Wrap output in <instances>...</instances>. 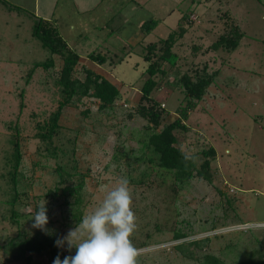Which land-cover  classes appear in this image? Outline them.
<instances>
[{
    "label": "rangeland",
    "instance_id": "374dc122",
    "mask_svg": "<svg viewBox=\"0 0 264 264\" xmlns=\"http://www.w3.org/2000/svg\"><path fill=\"white\" fill-rule=\"evenodd\" d=\"M30 3L32 0H0V245L16 236L20 226L29 235L36 231L33 215L43 200L49 218L46 230L63 238L76 228L70 217L74 199L47 195L55 186L75 185L82 179L80 209L86 216L121 177H127L138 225L132 241H143L150 234L148 245L137 248L139 264H201L204 258L198 257L204 254L216 255L221 264H236L259 245L264 246V0H45L46 8L41 7L39 13L33 12ZM224 12H229L244 33L232 51L211 48L226 27V19L221 17ZM185 13L190 24L184 23L187 32L172 48L177 63L168 68L154 94L170 110L165 119L170 122L177 117L183 98L175 87L176 78L183 73L193 76L203 68L208 74L218 71L203 99L189 112L188 130H175L178 145L198 165L203 149L212 146L216 156L211 157L212 181L191 179L180 193L174 216L163 190L142 177L147 162L133 156L128 165L124 158L116 161L114 154L121 148L135 149L138 154L139 146L130 131L146 123L137 115L128 117L140 97V73L146 65L142 44L176 30ZM150 17L159 23L151 32L142 33L139 26ZM40 18L52 20L81 56V63L118 84L122 94L112 111L100 110L92 95L65 105L52 146L34 136L36 121L47 119L61 99L55 84L58 56H52L32 35ZM91 52L101 53L106 61H92L88 57ZM50 58L56 66L36 68L26 83L33 64ZM22 91L24 107L20 110ZM15 124L23 153L18 191L28 197L15 206L26 215L19 225L11 219L7 203L11 194L6 159L15 133L10 125ZM53 146L58 150L51 156L46 148ZM59 166L64 169L65 181L57 173ZM165 219L170 223L177 220L176 226L188 236L173 239L172 224L157 231L156 224ZM206 238L208 242H204ZM198 240L203 244L188 245L186 253L175 247ZM62 246L68 249L67 242ZM71 252L75 255V247ZM49 262L47 253L33 255L32 264ZM0 264L24 263L0 249Z\"/></svg>",
    "mask_w": 264,
    "mask_h": 264
},
{
    "label": "trees",
    "instance_id": "16d2710c",
    "mask_svg": "<svg viewBox=\"0 0 264 264\" xmlns=\"http://www.w3.org/2000/svg\"><path fill=\"white\" fill-rule=\"evenodd\" d=\"M221 17L226 19L224 21L226 27L218 39L212 43L211 48L214 50H218L219 48L228 51L235 50L239 46L244 33L239 25L235 24L229 12H224ZM190 21L188 13H185L178 22L176 30L171 31L164 38L142 44V57L146 65L140 73V79H142L138 87L140 97L134 108L128 112V117L132 118L137 115L144 119L146 123L140 129L130 131L131 139L135 140L139 146L137 150L138 154L135 155V149L129 150L125 148H121L119 152L114 154L116 161L124 158L128 165L130 164L129 159L133 156L137 161L147 162L148 170L142 173V177H147L153 185L163 190V198L169 211L173 214L175 212L174 216H177L178 213L176 212L175 204L180 198V193L191 179L199 177L209 182L212 181L211 157L214 158L216 156L215 149L212 146L203 149L200 152L202 161L198 165L194 157L188 154L182 146L178 145L175 130H188L186 120L188 119L189 112L194 110L197 107V103L203 99L207 93V89L214 82L218 71L208 74L206 68H203L201 72L196 71L193 76L183 73L179 78H176L174 82L175 87L180 89L183 98L176 109L177 117L170 122H165L167 115L171 113L170 110L154 94L155 90L158 89L159 81L167 76L168 68L175 67L177 63L178 55L173 52L172 48L176 41L187 32L184 23L190 24ZM158 23V19L150 17L145 19L139 28L142 33H148L154 30ZM32 35L41 41L42 46L52 56H58L60 63L55 84L59 88L61 99L57 108L50 113L47 119L36 121V132L34 134L36 138L52 146L53 139L60 129L59 120L65 105L75 104V101L80 102L83 98L92 95L98 101V108L100 110L112 111L116 107L117 101L121 99L122 94L118 84L81 63V56L68 45L52 20L42 18L38 21L36 20L33 25ZM88 57L99 64H103L106 61V56L101 53L91 52ZM53 59L35 62L27 73L26 83L29 82L36 68H54L56 65ZM81 75L83 77H80ZM23 93L24 91L20 93V110L24 107ZM10 127L15 130V133L11 135L9 140L12 150L6 159V166L9 169L6 177L8 178L7 182L11 194L7 203L10 205L11 219L19 225V219L26 215L20 214L15 206L22 203V197H28L27 193L18 191V174L23 159L18 125H10ZM46 150L51 156H54L58 148L53 146L52 148L47 147ZM57 173L60 180L65 181V172L62 166L57 168ZM151 175L154 178L150 180ZM143 178L140 179L139 183L143 182ZM82 188L83 180L80 179L75 185H58L47 193V195L54 197L58 195L73 197L74 208L70 210V217L74 220L75 226L79 224L84 216L80 209V205L83 202ZM63 203L67 206L70 205V202L67 200H64ZM36 208L38 210V207ZM170 222L169 219H165L163 224H156V230L161 231L167 224H172L173 239L177 240L188 236V232L182 227L176 226L177 220L174 219L173 223ZM149 237L150 234L147 233L145 240L133 243L137 248H142L148 245ZM57 239L62 238L55 232L49 230L42 231L36 228V231L29 235L20 226L16 236L5 244L0 245V249L10 252L14 260L22 261L24 264H32L34 254L47 253L49 255V264H53L57 255L60 256L61 260L66 256L72 255V252L68 249L66 250L63 246L58 247L56 245ZM204 242H208V239L206 238ZM201 244L203 242L200 243L198 240L188 242L187 244H178L175 247L181 252L186 253L188 245L200 247ZM259 247L258 249H253L245 259L237 261L236 264H264V246L259 245ZM192 253L191 251L190 254L192 255ZM202 258L204 259L201 264H221L219 258L214 254H204L198 257V259Z\"/></svg>",
    "mask_w": 264,
    "mask_h": 264
},
{
    "label": "clouds",
    "instance_id": "9594fccd",
    "mask_svg": "<svg viewBox=\"0 0 264 264\" xmlns=\"http://www.w3.org/2000/svg\"><path fill=\"white\" fill-rule=\"evenodd\" d=\"M46 203L43 200L33 215L32 227L42 231H47L49 220ZM132 204L129 180L121 177L94 212L84 216L65 237L56 240L58 247L67 242L68 250L75 247L76 252L63 260L57 255L53 264H139L140 252L132 241L138 226Z\"/></svg>",
    "mask_w": 264,
    "mask_h": 264
},
{
    "label": "crops",
    "instance_id": "0c3cea01",
    "mask_svg": "<svg viewBox=\"0 0 264 264\" xmlns=\"http://www.w3.org/2000/svg\"><path fill=\"white\" fill-rule=\"evenodd\" d=\"M22 3V0H16L17 3ZM44 1L45 0H32V7L31 9L33 10L34 13H39V9L43 6H45L46 8V4H44ZM50 1H53V0H50ZM55 2H53L52 4H54ZM49 16V15H48Z\"/></svg>",
    "mask_w": 264,
    "mask_h": 264
}]
</instances>
